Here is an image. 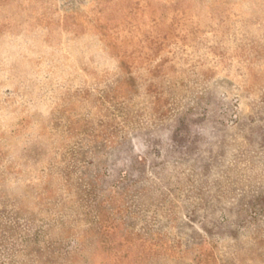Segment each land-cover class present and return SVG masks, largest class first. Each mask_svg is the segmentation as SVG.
<instances>
[{
	"label": "rangeland",
	"instance_id": "rangeland-1",
	"mask_svg": "<svg viewBox=\"0 0 264 264\" xmlns=\"http://www.w3.org/2000/svg\"><path fill=\"white\" fill-rule=\"evenodd\" d=\"M0 264H264V0H0Z\"/></svg>",
	"mask_w": 264,
	"mask_h": 264
}]
</instances>
